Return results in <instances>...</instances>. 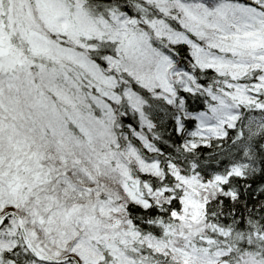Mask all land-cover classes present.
<instances>
[{
	"label": "snow or ice",
	"instance_id": "snow-or-ice-1",
	"mask_svg": "<svg viewBox=\"0 0 264 264\" xmlns=\"http://www.w3.org/2000/svg\"><path fill=\"white\" fill-rule=\"evenodd\" d=\"M0 264H264V0H0Z\"/></svg>",
	"mask_w": 264,
	"mask_h": 264
}]
</instances>
